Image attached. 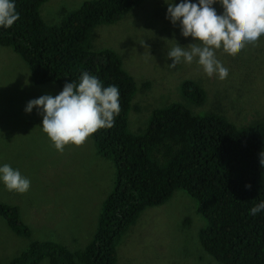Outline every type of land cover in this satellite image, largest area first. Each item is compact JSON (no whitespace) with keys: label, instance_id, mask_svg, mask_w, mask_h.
I'll list each match as a JSON object with an SVG mask.
<instances>
[{"label":"trees","instance_id":"1","mask_svg":"<svg viewBox=\"0 0 264 264\" xmlns=\"http://www.w3.org/2000/svg\"><path fill=\"white\" fill-rule=\"evenodd\" d=\"M48 0H16L19 19L0 28V46H9L27 64L35 85L77 81L81 71L118 87L120 112L113 125L88 138L97 153L114 159L115 184L104 198L91 239L78 250L52 240H33L0 264H117L116 245L145 208L163 204L175 190L190 194L205 225L199 241L219 264H264V212L250 207L264 200V119L235 126L226 114L195 113L203 102L200 85L184 80L183 102L154 108L138 134L128 130L135 93L133 77L109 47L94 49L96 26L111 25L143 2L164 0H85L47 25L40 7ZM166 14V13H164ZM243 124V123H240ZM245 185H250L246 188ZM12 200L0 197V216L17 234L30 230Z\"/></svg>","mask_w":264,"mask_h":264},{"label":"rangeland","instance_id":"2","mask_svg":"<svg viewBox=\"0 0 264 264\" xmlns=\"http://www.w3.org/2000/svg\"><path fill=\"white\" fill-rule=\"evenodd\" d=\"M83 1L48 0L40 7L41 17L49 26L58 25L65 13ZM166 7L143 2L117 23L96 26L90 37L94 49L115 50L133 77L136 90L128 130L141 132L154 108L185 103L180 93L184 80L197 82L205 93L201 104H192L193 112L225 113L238 127L263 120L264 35L234 55L216 51L229 68L224 80L215 74L205 76L195 60L170 67L167 51L177 43L187 46L192 38L182 37L178 26L165 18ZM213 7L217 14L223 11L219 3ZM61 90L54 83L33 84L27 64L9 46H0V164L19 169L31 182L24 193L8 191L0 184V197L18 206L20 219L30 230L28 236L19 235L0 216L2 262L33 240H52L71 250L82 248L91 239L102 202L115 184L114 159L98 154L89 138L58 152L41 131L42 117L35 108L31 113L24 111L30 99L54 96ZM201 217L190 194L173 191L163 204L138 214L116 245L117 264H218L200 244L199 230L205 225ZM39 264H49L48 258Z\"/></svg>","mask_w":264,"mask_h":264},{"label":"clouds","instance_id":"3","mask_svg":"<svg viewBox=\"0 0 264 264\" xmlns=\"http://www.w3.org/2000/svg\"><path fill=\"white\" fill-rule=\"evenodd\" d=\"M164 3L165 18L178 26L182 37L192 38L187 46L177 43L167 51L170 67L195 60L205 76L215 74L217 79L224 80L229 68L217 58L216 51L234 55L264 35V0H164ZM216 3L223 9L219 14L213 7ZM18 19L16 0H0V28L9 29ZM119 96L117 86H105L96 75L81 71L77 81L65 82L56 95L43 94L27 101L24 111L31 113L35 108L42 117L41 131L55 150L62 152L66 145L79 146L98 129L111 127L120 112ZM260 163L264 165V152L260 154ZM30 183L19 169L0 164V184L8 191L24 193ZM261 212L264 200L249 209L252 216Z\"/></svg>","mask_w":264,"mask_h":264}]
</instances>
